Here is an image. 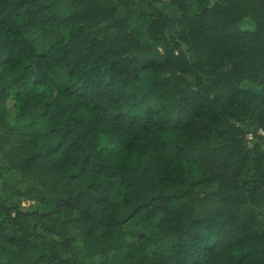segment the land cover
Returning a JSON list of instances; mask_svg holds the SVG:
<instances>
[{
	"label": "trees",
	"instance_id": "1",
	"mask_svg": "<svg viewBox=\"0 0 264 264\" xmlns=\"http://www.w3.org/2000/svg\"><path fill=\"white\" fill-rule=\"evenodd\" d=\"M0 264H264V0H0Z\"/></svg>",
	"mask_w": 264,
	"mask_h": 264
},
{
	"label": "rangeland",
	"instance_id": "2",
	"mask_svg": "<svg viewBox=\"0 0 264 264\" xmlns=\"http://www.w3.org/2000/svg\"><path fill=\"white\" fill-rule=\"evenodd\" d=\"M251 26H252V24H251ZM26 205H28V203H25Z\"/></svg>",
	"mask_w": 264,
	"mask_h": 264
}]
</instances>
